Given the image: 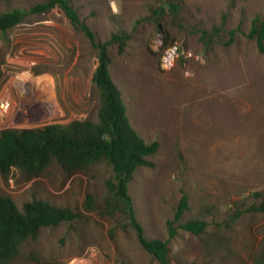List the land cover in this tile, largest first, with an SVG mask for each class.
Listing matches in <instances>:
<instances>
[{"label":"rangeland","instance_id":"obj_1","mask_svg":"<svg viewBox=\"0 0 264 264\" xmlns=\"http://www.w3.org/2000/svg\"><path fill=\"white\" fill-rule=\"evenodd\" d=\"M44 1L0 0V14ZM68 1L97 43L131 35L123 53L117 45L107 53L131 126L145 143H159L153 166L139 167L128 185L143 237L167 240V222L186 195L170 264H264V214L232 221L237 208L264 200V55L248 37L254 17L264 19V0ZM221 23L222 39L206 47L199 30ZM230 31L234 42L226 44ZM97 65V50L59 8L0 33V99L10 101L0 132L97 122ZM111 177L104 163L71 174L54 162L38 177L0 174V195L18 209L42 200L79 215L41 229L6 264H158L128 217L106 210ZM195 219L207 223L201 235L179 227Z\"/></svg>","mask_w":264,"mask_h":264},{"label":"trees","instance_id":"obj_2","mask_svg":"<svg viewBox=\"0 0 264 264\" xmlns=\"http://www.w3.org/2000/svg\"><path fill=\"white\" fill-rule=\"evenodd\" d=\"M54 8H59L72 27L82 32L92 48L97 50L98 65L92 82L99 92L98 121L74 120L68 125L50 124L35 129L2 130L0 174L6 175L16 169L32 178L38 177L53 162L67 174L83 171L97 164H106L112 172V177L106 181V210L111 214L119 211L128 217L142 248L158 264H170L168 244L176 237V225L189 209L188 197H181L173 219L167 222L168 238L162 241L143 237V230L136 221L135 209L128 194V185L134 172L139 167H152L153 163L148 158L154 157L159 150L157 141L145 143L131 126L120 91L109 73L108 48L117 45L118 52L123 53L131 35L114 33L109 40L97 43L93 32L80 20L68 0H45L29 11L13 9L2 13L0 33L17 26L29 14L46 13ZM159 11L162 9L157 13ZM169 11L177 16L179 8L176 4L169 3ZM223 24L213 27L211 31L199 30V39L206 47L222 39ZM229 35L226 44L234 42L235 31H230ZM248 37L255 39L258 52L264 55V19L260 16L254 17ZM245 213L264 214V200L244 209L237 208L232 221ZM78 216L69 208L57 207L42 200L26 202L18 209L9 196L0 195V264L12 260L18 254L20 246L27 240L36 238L41 229L72 222ZM179 227L199 236L205 231L207 223L195 219L180 224Z\"/></svg>","mask_w":264,"mask_h":264},{"label":"built area","instance_id":"obj_3","mask_svg":"<svg viewBox=\"0 0 264 264\" xmlns=\"http://www.w3.org/2000/svg\"><path fill=\"white\" fill-rule=\"evenodd\" d=\"M173 55H174L173 49H170L169 51H167L165 53L164 58H163V62L167 65H171L172 60H173ZM9 108H10V101H8L6 99H0V112L5 114L8 112Z\"/></svg>","mask_w":264,"mask_h":264},{"label":"bare ground","instance_id":"obj_4","mask_svg":"<svg viewBox=\"0 0 264 264\" xmlns=\"http://www.w3.org/2000/svg\"><path fill=\"white\" fill-rule=\"evenodd\" d=\"M113 8H114V6H113Z\"/></svg>","mask_w":264,"mask_h":264}]
</instances>
